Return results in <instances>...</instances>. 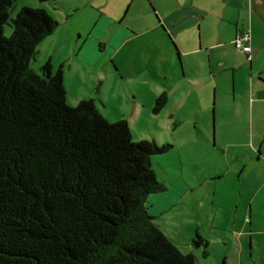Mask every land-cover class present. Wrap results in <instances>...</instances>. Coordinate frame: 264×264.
Instances as JSON below:
<instances>
[{
	"label": "trees",
	"instance_id": "obj_1",
	"mask_svg": "<svg viewBox=\"0 0 264 264\" xmlns=\"http://www.w3.org/2000/svg\"><path fill=\"white\" fill-rule=\"evenodd\" d=\"M16 1L0 0V264H197L146 206L167 191L152 156L174 147L134 142L127 121L109 122L92 98L69 106L61 69L31 68L59 23L25 7L6 37ZM191 244L208 257L199 233Z\"/></svg>",
	"mask_w": 264,
	"mask_h": 264
},
{
	"label": "rangeland",
	"instance_id": "obj_2",
	"mask_svg": "<svg viewBox=\"0 0 264 264\" xmlns=\"http://www.w3.org/2000/svg\"><path fill=\"white\" fill-rule=\"evenodd\" d=\"M154 1L163 14L173 5L171 0ZM195 3L207 13L203 23L210 40L206 46L213 45L216 43L214 36L226 26L227 15L223 14L226 6L223 0H195ZM247 5L252 13L250 4ZM25 7L44 9L59 23L37 47L31 68L40 73L42 67L50 63L57 72L63 65L69 106L75 107L82 99L93 98L97 109L109 122L127 121L134 142L148 140L174 147L166 154L152 156L157 178L168 190L150 195L146 206L149 214L157 216L161 205L157 199L159 195L167 193L170 195L166 199L171 198L180 180L191 189L172 211L159 215L154 221L181 252L196 254L197 264H237L231 261L241 255L236 229L242 230L244 221L247 226L243 236L245 245L239 264H264V248L257 247L256 238L255 248L251 249V228L247 224L251 190L239 173L242 162L231 154L222 153V120L217 113L215 96L232 94L234 87L232 71L219 70L216 64L215 60L221 58L219 49L211 52L203 47L204 54L198 55H182L180 50V59L173 45L175 41L162 27L157 28L156 16L146 0H17L3 28L6 37L12 36L13 20ZM128 8L130 13L124 20ZM249 12L243 15L244 21L249 19ZM151 27L157 29L146 35L136 32ZM114 29L125 30L127 36L132 37L123 43L118 39L110 43L108 39ZM199 32L201 28L196 25L190 33L184 34L185 50L196 48ZM189 34L195 38L185 39ZM90 44L99 53L96 57L98 69L95 57L91 60L93 64L75 57V50ZM118 48L122 51L115 63L121 72L116 71L112 62L104 70L102 64L108 58L105 50ZM227 51L228 55H239L233 45ZM195 74L197 78H193ZM237 74L240 85L244 73L239 70ZM163 95L165 102L161 110L154 112L157 100ZM215 173H223L224 179L206 181ZM259 215L262 218H253L255 228L256 223L264 225V209ZM196 233L210 243L208 257H204L203 248L192 246L191 240Z\"/></svg>",
	"mask_w": 264,
	"mask_h": 264
},
{
	"label": "crops",
	"instance_id": "obj_3",
	"mask_svg": "<svg viewBox=\"0 0 264 264\" xmlns=\"http://www.w3.org/2000/svg\"><path fill=\"white\" fill-rule=\"evenodd\" d=\"M171 1L173 2L172 7L168 12L163 14L154 0H146L150 5L151 11L156 16L158 22L157 28L162 27L164 29L169 37L175 41L173 45H175L178 52L180 53V50L182 51V55L201 54L203 53V47L207 48L205 50L211 52H214L212 51L214 49H219L218 54L221 58L215 60L219 70L226 69L228 72L232 71V87H234L232 94L224 93L218 97L215 96L217 113L220 114L222 120L220 126L222 129L220 136L224 144V151L222 153L231 154L233 158H238V161L242 162L239 173H241V177L245 178V182L251 190V207L249 208V221H247V224L251 228V249L253 251L255 248V238L257 239V247L264 248V242H260L264 240V225L256 223L255 228L253 224V218L255 216L259 219L262 218L259 213L261 209H264V0H223L222 4L226 6L223 9V14L227 15L226 26L223 30L219 29L217 37L214 36L213 38L216 43L210 46H206L210 38L203 23L207 17L204 9L197 5L195 0ZM248 3L252 8L253 14L247 9ZM248 12L249 19L244 21L243 15H247ZM129 13L130 8L126 10V14L123 17L124 20L128 17ZM196 25L199 26V29L201 28L196 48L185 50L182 44L184 34L187 31L190 33L191 28ZM157 28L154 29L151 27L136 32L141 35H146L151 30H156ZM246 28L248 29L246 30ZM212 31L214 32V30ZM244 31L251 32L252 51L250 56L240 51H238L239 55L236 53L228 55L229 52L227 49L230 45L234 46L236 37ZM129 37H132V35L127 36L125 30L114 29L108 40L111 43L112 40L116 41L118 39V42L121 40V43H123L122 41L130 39ZM186 38L194 39L195 37L193 34H189ZM92 44L82 50V47L78 51L75 50V57L79 61H87L91 64H93L91 60L95 57L94 64L95 68L98 69L96 66V57L99 56V53H97L96 48ZM121 51L122 48H118L116 51L106 49L104 54L108 58L102 64V68L106 70L109 63L112 62L118 69L116 71L121 72V68L115 63V59ZM181 53L179 54L180 59ZM208 59L213 60L211 56ZM61 67L64 79L63 65ZM146 67L149 69V64ZM239 70L244 73L240 85H238L237 74ZM121 76L124 78L122 73ZM193 78H197V75L195 74ZM97 95L100 96V91H98ZM222 174H210V177L206 178V181H219L224 179ZM190 191L191 189L187 187L183 180L177 181L174 187V194L171 198L166 199L170 195H167V193L158 196V203L161 204L159 207L160 213L157 216L153 213L151 215L156 220L159 215H163L167 211H172L174 206L180 204L185 195ZM176 192L177 196L175 195ZM245 224L243 221L241 225L242 230L236 229V238L240 246L239 250L241 251V255L242 248L245 245V241L243 240L247 227ZM194 255L196 256V254ZM241 255L237 256L236 259H232V263L238 262L237 264H239L242 261ZM227 262L229 260L226 258L225 263Z\"/></svg>",
	"mask_w": 264,
	"mask_h": 264
},
{
	"label": "built area",
	"instance_id": "obj_4",
	"mask_svg": "<svg viewBox=\"0 0 264 264\" xmlns=\"http://www.w3.org/2000/svg\"><path fill=\"white\" fill-rule=\"evenodd\" d=\"M251 40H252L251 32L244 31L236 37L234 41V46L238 51L243 52L250 56L252 51Z\"/></svg>",
	"mask_w": 264,
	"mask_h": 264
}]
</instances>
